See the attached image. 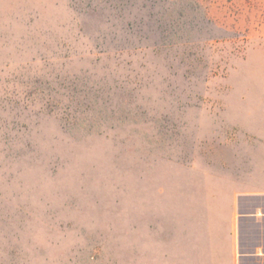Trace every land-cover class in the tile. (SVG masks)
<instances>
[{
	"label": "rangeland",
	"instance_id": "rangeland-1",
	"mask_svg": "<svg viewBox=\"0 0 264 264\" xmlns=\"http://www.w3.org/2000/svg\"><path fill=\"white\" fill-rule=\"evenodd\" d=\"M262 95L264 0H0V264H191Z\"/></svg>",
	"mask_w": 264,
	"mask_h": 264
},
{
	"label": "crops",
	"instance_id": "crops-1",
	"mask_svg": "<svg viewBox=\"0 0 264 264\" xmlns=\"http://www.w3.org/2000/svg\"><path fill=\"white\" fill-rule=\"evenodd\" d=\"M260 97L264 102V95ZM261 111L253 120L262 131L256 134L260 139L244 144L241 148L248 150L234 158H223L221 167L192 191L182 227L183 251L191 264H264V108Z\"/></svg>",
	"mask_w": 264,
	"mask_h": 264
}]
</instances>
